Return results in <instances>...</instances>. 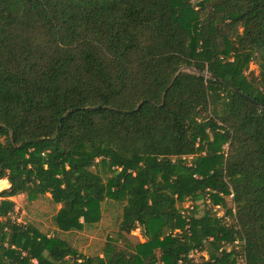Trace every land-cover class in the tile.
I'll use <instances>...</instances> for the list:
<instances>
[{"label": "trees", "instance_id": "1", "mask_svg": "<svg viewBox=\"0 0 264 264\" xmlns=\"http://www.w3.org/2000/svg\"><path fill=\"white\" fill-rule=\"evenodd\" d=\"M4 178L0 264H264V0H0ZM20 194L60 204L53 236ZM108 198L118 236L86 255L60 232Z\"/></svg>", "mask_w": 264, "mask_h": 264}, {"label": "rangeland", "instance_id": "2", "mask_svg": "<svg viewBox=\"0 0 264 264\" xmlns=\"http://www.w3.org/2000/svg\"><path fill=\"white\" fill-rule=\"evenodd\" d=\"M184 20H189L185 18ZM250 70L258 73V67L254 62L250 64ZM188 71L195 72L193 68L188 69ZM96 170L102 173L105 177L109 173H105L102 167H96ZM4 188L0 189V192ZM122 202L114 199L108 198L102 204V218L99 222L93 224V226L87 227L81 231H70V232H60V235L69 240V242L77 248L80 252H83L89 256H99L102 255V250L105 242L110 238L114 239L118 236L119 224L122 216ZM192 203L189 200H185L179 203V207L182 211L190 209ZM233 206L232 197L226 198V206L223 205H213L212 211L217 215H224L227 212V208ZM16 207L18 209V218L21 223L34 224L42 232L53 236L57 231L58 227L55 221V215L60 208L59 204L52 201L50 194L40 197L34 201H29L28 196L23 194L16 201ZM130 237L134 241H142L143 238L140 229L134 230ZM193 258L197 262H202L204 259L208 258V254L205 251L194 252L192 254Z\"/></svg>", "mask_w": 264, "mask_h": 264}, {"label": "built area", "instance_id": "3", "mask_svg": "<svg viewBox=\"0 0 264 264\" xmlns=\"http://www.w3.org/2000/svg\"><path fill=\"white\" fill-rule=\"evenodd\" d=\"M2 199V197H0V200ZM18 209H17V207L15 206V210H14V212H13V214H12V218H13V220H15V221H17V222H20V220H19V218H18ZM219 217H225V218H228V217H226V215L224 214V215H218ZM235 244L237 245V248L239 247V241H236L235 242ZM228 250L230 251L231 250V248L229 247L228 248ZM156 264H163V263H161V262H158V263H156ZM236 264H247L246 263V259H245V256L243 255V254H241L238 258H237V263Z\"/></svg>", "mask_w": 264, "mask_h": 264}, {"label": "crops", "instance_id": "4", "mask_svg": "<svg viewBox=\"0 0 264 264\" xmlns=\"http://www.w3.org/2000/svg\"><path fill=\"white\" fill-rule=\"evenodd\" d=\"M6 181H7V185H6V187L4 188V189H6V188H8L9 186H10V184H9V182H8V180L6 179ZM23 194H20V195H17V196H14V197H11V199L13 200V201H15V203H16V201L18 200V198L19 197H21ZM51 196V195H50ZM60 205V204H59Z\"/></svg>", "mask_w": 264, "mask_h": 264}, {"label": "bare ground", "instance_id": "5", "mask_svg": "<svg viewBox=\"0 0 264 264\" xmlns=\"http://www.w3.org/2000/svg\"><path fill=\"white\" fill-rule=\"evenodd\" d=\"M7 185L6 179H0V189L5 188Z\"/></svg>", "mask_w": 264, "mask_h": 264}, {"label": "water", "instance_id": "6", "mask_svg": "<svg viewBox=\"0 0 264 264\" xmlns=\"http://www.w3.org/2000/svg\"><path fill=\"white\" fill-rule=\"evenodd\" d=\"M239 93L243 94L239 89H236Z\"/></svg>", "mask_w": 264, "mask_h": 264}]
</instances>
